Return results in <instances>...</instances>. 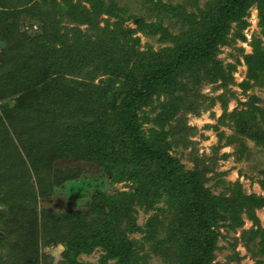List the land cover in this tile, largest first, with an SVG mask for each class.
<instances>
[{"label":"trees","instance_id":"trees-1","mask_svg":"<svg viewBox=\"0 0 264 264\" xmlns=\"http://www.w3.org/2000/svg\"><path fill=\"white\" fill-rule=\"evenodd\" d=\"M150 2L152 6L166 5ZM29 3L30 0H0V27L6 19L5 10L13 12L11 24L0 28V39L6 42L5 56L14 55L13 59L5 57L0 62V139H5L8 133L6 124L18 123L22 116L28 117L29 125L21 151L11 146L10 141H0L1 223L4 220L0 229L5 231L13 248L19 250L17 262L36 264L37 252L26 254L35 244L46 246L68 237L74 248L65 247L58 264H83L78 262V256L90 255L96 249L102 252L100 264L110 261L140 264L137 242L129 238L138 232L143 235L142 242L150 243L154 252L165 248L169 253L171 244L173 253L169 255L174 256V264H212L213 251L221 236L219 229L235 230L242 225L243 214L257 223L254 209L264 207V197L247 195L238 184L226 185L228 196L212 194L203 186L202 171H186L170 153L169 135L174 131V122L181 125L180 120L173 122V117L178 116L182 107L197 113V109L186 104V95L192 92V87L204 81L225 89L234 83L235 65L217 57L222 48L234 46L239 39L245 40L242 34L247 26L245 18L254 5L258 9L260 37H264V0H213L200 15L183 19V28L175 35L165 31L163 37L165 34L167 37L159 40L163 39L168 46L141 54L140 57H150L149 61L132 58L137 55L138 40L128 36L120 40L121 35L115 33L120 22L114 23L112 29L107 25V35L91 34L101 13L116 17L105 0H60L59 7L54 6L55 15L43 10L42 16L51 29L49 39L50 36L56 39L58 32H63L65 38L59 40L61 47L43 46L39 54L35 53V41L34 44L26 41L25 49L16 48L10 38L20 13H30ZM39 14H33L34 19ZM63 18L77 27L87 25L89 30L82 34L77 27H61ZM141 21L137 30L151 35L155 28L148 26L146 19ZM232 24L235 32L231 35ZM251 47V54L244 55L247 70L240 85L243 92L253 84L264 85V42L254 37ZM109 49L117 51L111 59L107 58ZM238 51L241 53L242 49ZM95 59L101 60L102 72L109 76L100 88L102 98L88 109L76 107L84 99L83 93L72 88L67 77L76 69L92 66ZM64 99L70 101L63 108ZM256 100L252 97L246 105L261 112L254 107ZM146 107L150 110L145 111ZM224 117H221L223 121ZM76 119L82 123V139L71 125H75ZM233 119L236 130L264 145V133L255 122L254 112L240 111L233 114ZM105 120L110 125H105ZM181 121L186 128L184 120ZM146 123L152 126L145 127ZM59 160L83 161L89 165L100 162L108 170L109 180L130 182L133 191L114 195L103 191L100 185L89 189L91 184L79 180L75 169L55 171L52 165ZM32 173L38 193L31 182ZM8 182L15 187L11 194L4 192ZM66 183L69 189H65ZM60 189L72 192L75 200L72 209L58 212L41 207L38 210V198L41 203L52 204ZM79 198L86 199L81 208H78ZM161 201L168 208L173 206L177 216L175 221L167 223L169 231L165 237L155 241L149 226L161 221L164 208H159L140 227L135 223L133 206L150 210ZM257 236L261 238L258 253H263L264 230L243 231L241 238L253 240ZM7 264H11L10 259Z\"/></svg>","mask_w":264,"mask_h":264},{"label":"rangeland","instance_id":"rangeland-1","mask_svg":"<svg viewBox=\"0 0 264 264\" xmlns=\"http://www.w3.org/2000/svg\"><path fill=\"white\" fill-rule=\"evenodd\" d=\"M79 2V0H73ZM154 2H161L166 4L163 7L152 6V3L147 0H105L106 5H111L112 13L115 16H109L108 14L101 13L96 28L92 27V33L105 34L107 30L105 28L112 29V25L116 22H120L119 28L115 30V33L121 35L120 40L128 36L133 40H138L137 55L132 58H143L141 54H147L148 52H157L158 50L168 46L169 44L163 39L164 32L169 35H175L183 27V19L191 18V16H198L201 12L205 11L207 5L213 0H153ZM60 5V0H30L27 7L29 12H21L19 19L15 25L17 28L13 31L10 40L14 46L20 49H25V42L31 41L36 43L35 53L42 54L43 46L49 47L57 46L61 47L59 40L65 38L63 32L59 31L57 37L50 36V27H47L43 21V10L51 11L55 15V8ZM85 7L89 5L83 3ZM169 5L172 7L169 8ZM181 8V9H179ZM179 10V11H178ZM39 14L38 19H34V15ZM33 13V14H31ZM181 13V14H180ZM179 14V15H178ZM184 14V15H182ZM249 16L245 18L247 22L246 28L242 31L245 40H237L232 47H224L221 49L217 59H221L224 63L234 64L235 69L233 72L234 83L229 84L225 89L219 88L217 85L201 82L200 85L192 87V92L188 94L187 105L193 110L197 109V113L185 111V108L179 110L178 116L173 117V122L180 120L181 125L178 122L172 124L174 131L169 135V140L172 142L171 154L176 156L180 162L184 165V169L190 171L203 172L204 188L208 189L212 194H226L228 184H238L242 188L245 194L255 195L256 197H264V145L257 144L249 136L242 133L238 129L236 130V122L233 119V114L240 111L254 112L255 122L261 127V131L264 133V85L260 86L253 84L252 87L246 92L242 91L241 83L246 78V66L244 64V55L251 54L252 47L251 41L254 37L259 38L264 42V37H260V28L258 27V9L254 5L248 10ZM4 18L1 22V29L7 28L8 23L11 24V16L13 12H7L5 10ZM8 15V19H7ZM180 16V17H178ZM146 19L151 25V28H155L154 32L150 34L139 32L137 25L141 24V20ZM61 22L62 26H69L70 28L77 27L72 22H67V18H63ZM156 26L160 27L159 30ZM80 33H85L89 30L87 25H80L77 27ZM235 32V25H231V35ZM153 33V34H152ZM72 35V32L68 34ZM124 36V37H122ZM167 35L163 38H166ZM30 39V40H28ZM53 43V45H51ZM105 47L109 45L105 44ZM115 50V48H113ZM238 49H242L239 53ZM109 54L108 59L112 58V54L116 53L112 49L107 50ZM129 51V49H128ZM16 52V51H15ZM26 53V51H25ZM17 54V53H16ZM241 54V55H240ZM243 54V55H242ZM18 56L22 54L18 53ZM37 55V54H36ZM14 55L7 54L5 56L4 49L0 48V62L5 59H13ZM236 58L238 62H236ZM150 59V57H149ZM148 59V61H149ZM153 56H151V60ZM95 64L88 67L76 69L72 75L67 78L70 80L72 88L78 89L83 93L84 99L77 102L76 107L83 109L90 108L98 99L102 98L100 88L105 84L106 79L109 76L102 72L101 60L95 59ZM116 83L118 84V77L115 76ZM184 94H187L184 92ZM108 97V96H107ZM252 97L258 99L254 103V107L261 110L253 111L247 103H250ZM185 100V97H184ZM12 101V100H10ZM68 102L70 100H67ZM66 99L63 100L62 107L64 108L68 103ZM194 104H193V103ZM184 106V105H183ZM150 108L146 107L145 111H149ZM30 114V112H28ZM153 116V113H148ZM225 116V120H222V116ZM27 116H22L19 122L13 121L10 124H6L7 135L5 139L0 141H10L13 145L20 148L23 139L26 136V130L28 128ZM152 118V117H148ZM184 120L186 128H184ZM75 130L79 138H83L82 123L79 124L78 120L74 121ZM77 124V125H76ZM105 125H110L108 120H105ZM145 127H151L152 124L146 123ZM170 126V124H169ZM21 151V148H20ZM52 168L56 171H65L66 169H75L76 176L79 180H84L91 184L89 189L94 188V185L101 186L103 191L109 194L117 193H129L133 191L130 186V182H114L109 180V172L105 169V166L100 162H91L89 165L87 162L78 161V163H72L69 160H59L53 163ZM36 179L31 174V182L36 186ZM65 185V189H69L68 184ZM15 187L8 182L4 192L9 194L13 192ZM70 190H61L57 193L58 197L54 198L52 204L41 203V198H38L37 206L38 210L43 208H52L55 211H61L64 209H72L75 206V200H72V192ZM36 193H38L36 186ZM74 197V196H73ZM52 198V199H53ZM78 208L83 207L84 202ZM77 202V200H76ZM157 203L150 210H145L137 205L133 206V216L135 223L138 226L146 224L147 220L154 214L158 213L159 208H164L165 212L161 221L155 225H150L149 228L153 231L155 241L163 239L165 234L168 233L169 221L176 219V212L173 206L167 207L165 201ZM79 204V203H78ZM1 209V205H0ZM255 217L258 219L257 223L249 220L246 214L242 215V225L231 230L228 227H221L219 229V236L216 244V248L213 251L212 264H264V252L258 253L260 249L259 236L254 237L253 240L250 237L247 240L241 238L243 231H249L253 229L256 232H262L264 230V207L254 209ZM171 219V220H170ZM7 220V219H6ZM4 220H2V223ZM0 221V225L2 224ZM61 235V233H60ZM59 235V237H60ZM142 234L135 232L129 236L130 239L136 241L137 250L141 256L140 264H174V256L169 255L173 253L172 245L169 244V253L165 248L158 249L156 252L150 249V243L142 242ZM143 243V244H142ZM141 245V246H140ZM13 243L7 241L5 231L0 229V264H7V260H11V264H19L17 259L19 256V250L13 248ZM65 247L69 249L74 248L71 238H63L59 243H49L43 246L40 242L34 245V248L30 253L36 254L37 258H32L29 261H36V264H58L62 260V252ZM102 252L100 249H96L90 255L81 254L77 260L83 264H100L99 258ZM110 261L108 264H112Z\"/></svg>","mask_w":264,"mask_h":264},{"label":"water","instance_id":"water-1","mask_svg":"<svg viewBox=\"0 0 264 264\" xmlns=\"http://www.w3.org/2000/svg\"><path fill=\"white\" fill-rule=\"evenodd\" d=\"M0 48L5 49L6 48V42L0 39Z\"/></svg>","mask_w":264,"mask_h":264}]
</instances>
